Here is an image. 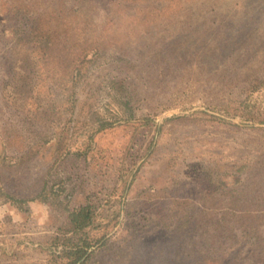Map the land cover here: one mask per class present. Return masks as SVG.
<instances>
[{"label":"rangeland","instance_id":"obj_1","mask_svg":"<svg viewBox=\"0 0 264 264\" xmlns=\"http://www.w3.org/2000/svg\"><path fill=\"white\" fill-rule=\"evenodd\" d=\"M264 264V0H0V264Z\"/></svg>","mask_w":264,"mask_h":264},{"label":"trees","instance_id":"obj_2","mask_svg":"<svg viewBox=\"0 0 264 264\" xmlns=\"http://www.w3.org/2000/svg\"><path fill=\"white\" fill-rule=\"evenodd\" d=\"M94 220V211L90 205H83L73 208L68 211V232H73L65 238L61 243L60 257L65 260H55L53 263L47 264H84L89 258V249L93 243L87 238H81V241L76 240V235L82 232L92 224Z\"/></svg>","mask_w":264,"mask_h":264}]
</instances>
